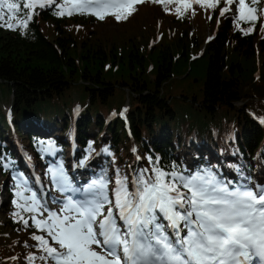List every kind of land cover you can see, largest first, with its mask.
Masks as SVG:
<instances>
[{
	"label": "trees",
	"instance_id": "1",
	"mask_svg": "<svg viewBox=\"0 0 264 264\" xmlns=\"http://www.w3.org/2000/svg\"><path fill=\"white\" fill-rule=\"evenodd\" d=\"M179 7L172 0L142 1L119 21L118 30L107 27L112 16L102 21L75 14L56 17L47 7L35 9L27 29L0 27V144L12 148L7 110L32 152L25 124L32 127L39 120L58 138L68 139L73 108L80 106L77 142L89 140L90 155L100 149L98 172L114 179L117 169L126 174L132 162L130 140L118 117L108 124L104 117L127 99L143 159L151 155L167 164L180 150L194 149L195 142H209L216 150L210 140L216 132L224 154L233 155L235 162L250 168L261 161L263 128L250 113L264 115V26L239 20L232 5L215 36L205 42L217 8L203 10L193 3L178 13ZM190 53L198 57L190 58ZM231 129L235 145L220 138ZM184 134L192 135L191 148L181 142ZM135 167L142 164L133 162ZM2 189L0 181V193ZM3 191L0 264H28V252L42 255L31 239L34 229L18 222L14 213L20 209Z\"/></svg>",
	"mask_w": 264,
	"mask_h": 264
},
{
	"label": "snow or ice",
	"instance_id": "2",
	"mask_svg": "<svg viewBox=\"0 0 264 264\" xmlns=\"http://www.w3.org/2000/svg\"><path fill=\"white\" fill-rule=\"evenodd\" d=\"M139 2L0 0V27L27 29L35 9L52 6L59 9L58 16L65 15L67 7L69 16L73 10H94L91 14L100 20L112 16L119 22ZM179 2L178 13L193 3L216 9L221 0ZM251 2L256 5L259 0ZM223 3L221 17L230 11V5H236L239 20L258 19L257 7L245 0ZM39 143L41 152L55 155L53 143ZM144 159L147 166L131 175L117 169L114 179L104 173L82 189L73 186L62 165L49 168L57 190L70 193L63 201H53L58 210L42 202L22 175L13 176L18 198L13 204L20 209L14 215L26 228L34 229L31 239L42 253L29 254L28 264L37 259L43 264H264V187L232 186L211 169L185 174L175 165L165 169L159 157ZM9 163L0 167L7 168ZM80 163L83 166L86 160ZM22 213L30 215L25 218Z\"/></svg>",
	"mask_w": 264,
	"mask_h": 264
},
{
	"label": "rangeland",
	"instance_id": "3",
	"mask_svg": "<svg viewBox=\"0 0 264 264\" xmlns=\"http://www.w3.org/2000/svg\"><path fill=\"white\" fill-rule=\"evenodd\" d=\"M119 25V26H118ZM113 26H116V28L117 29H115V30H118L119 28H120V26H122L121 25V23L120 22H117L115 19H112L111 20V22H110V24L109 25H107V27L108 28H113ZM206 34H207V32H206ZM127 100V99H126ZM5 103V102H4ZM5 104H9V103H5ZM262 169V167L259 169V170H261ZM3 180H4V178H0V181H1V183L3 182Z\"/></svg>",
	"mask_w": 264,
	"mask_h": 264
},
{
	"label": "bare ground",
	"instance_id": "4",
	"mask_svg": "<svg viewBox=\"0 0 264 264\" xmlns=\"http://www.w3.org/2000/svg\"><path fill=\"white\" fill-rule=\"evenodd\" d=\"M218 15V12L216 11V16Z\"/></svg>",
	"mask_w": 264,
	"mask_h": 264
}]
</instances>
